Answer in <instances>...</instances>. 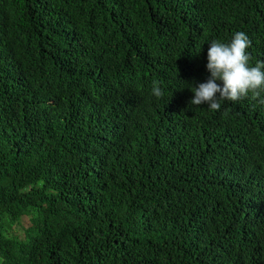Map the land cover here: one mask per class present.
<instances>
[{"label": "trees", "instance_id": "trees-1", "mask_svg": "<svg viewBox=\"0 0 264 264\" xmlns=\"http://www.w3.org/2000/svg\"><path fill=\"white\" fill-rule=\"evenodd\" d=\"M238 31L264 62V0H0V264H264V104L190 102Z\"/></svg>", "mask_w": 264, "mask_h": 264}, {"label": "clouds", "instance_id": "clouds-1", "mask_svg": "<svg viewBox=\"0 0 264 264\" xmlns=\"http://www.w3.org/2000/svg\"><path fill=\"white\" fill-rule=\"evenodd\" d=\"M250 43L243 31L234 33L229 42H210L206 56L210 76L191 90L193 105H207L210 110L218 111L222 101L235 102L248 97L264 104V62L250 66L247 52ZM152 94L163 97L158 81H153Z\"/></svg>", "mask_w": 264, "mask_h": 264}, {"label": "rangeland", "instance_id": "rangeland-1", "mask_svg": "<svg viewBox=\"0 0 264 264\" xmlns=\"http://www.w3.org/2000/svg\"><path fill=\"white\" fill-rule=\"evenodd\" d=\"M24 222H27V221H24ZM16 230H17L18 232L21 231L20 227H17Z\"/></svg>", "mask_w": 264, "mask_h": 264}]
</instances>
